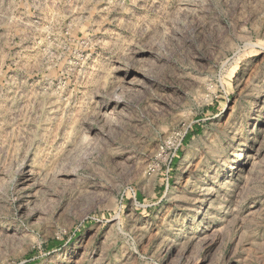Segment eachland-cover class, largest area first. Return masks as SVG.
I'll return each instance as SVG.
<instances>
[{"label":"rangeland","instance_id":"374dc122","mask_svg":"<svg viewBox=\"0 0 264 264\" xmlns=\"http://www.w3.org/2000/svg\"><path fill=\"white\" fill-rule=\"evenodd\" d=\"M0 264H264V0H0Z\"/></svg>","mask_w":264,"mask_h":264},{"label":"bare ground","instance_id":"6f19581e","mask_svg":"<svg viewBox=\"0 0 264 264\" xmlns=\"http://www.w3.org/2000/svg\"><path fill=\"white\" fill-rule=\"evenodd\" d=\"M231 175V174H230Z\"/></svg>","mask_w":264,"mask_h":264}]
</instances>
